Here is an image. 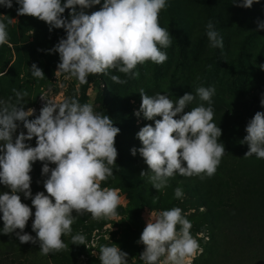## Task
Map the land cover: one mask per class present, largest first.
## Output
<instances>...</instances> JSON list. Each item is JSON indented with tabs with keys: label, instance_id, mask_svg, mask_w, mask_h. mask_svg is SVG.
<instances>
[{
	"label": "clouds",
	"instance_id": "clouds-1",
	"mask_svg": "<svg viewBox=\"0 0 264 264\" xmlns=\"http://www.w3.org/2000/svg\"><path fill=\"white\" fill-rule=\"evenodd\" d=\"M17 16H28L44 22L52 29H63L66 37L51 49L58 53L59 64L55 76L65 80L75 79L79 85L88 83L89 75L106 74L110 70L138 77L133 72L137 65L146 62L163 64L172 38L168 29L159 24V14L167 7L166 0H104L102 7L90 15L85 9L99 5L101 0H15ZM259 0H234V6L251 8ZM0 6L12 8L13 0H0ZM68 11V18L62 14ZM7 25L0 21V45L8 43ZM257 30H264V22H258ZM210 47L222 48L223 39L210 21L206 25ZM264 67V66H262ZM34 77L44 79L36 64L31 66ZM110 79L125 84L119 76ZM63 87V85H61ZM15 102L0 100V185L10 190L0 194V233H15L21 244H39L40 254L60 252L68 247L62 236L70 235L76 217L90 214L95 221L117 218L121 204L120 189L101 187V182L113 177V167L118 156L115 137L119 128L104 113H97L91 103L81 104L77 97H64L61 102L48 101L39 115L29 119L35 109L25 110L23 98L27 92L13 89ZM139 111L154 126L145 125L137 133L142 147L139 151L147 165V176L157 192L168 185L176 174L211 178L225 153L219 137L221 129L213 123L211 98L214 87H198L196 95L185 93L174 103L167 95L149 96L141 89ZM196 97L208 102L185 112ZM264 107V99L261 100ZM159 117V119H155ZM179 117V118H176ZM22 124L26 134L21 131ZM245 156L264 159V112L258 111L248 122ZM35 138L36 146L25 143ZM42 163L41 175L46 176L44 192L32 196L30 185L32 165ZM49 165L55 167L50 168ZM18 193L31 199V207L21 202ZM47 193V195H45ZM183 190H174L176 199L183 198ZM35 238L23 233L32 217ZM75 213V215H73ZM179 226V227H178ZM191 222L179 207L159 213L151 212L143 229L139 244L144 246L139 260L143 264H191L198 253H203L197 239L191 235ZM19 230V232H17ZM202 236L203 233H198ZM109 239V236L107 237ZM86 237L76 234L72 245H85ZM96 255V252L92 253ZM100 264H128V253L112 244L99 248Z\"/></svg>",
	"mask_w": 264,
	"mask_h": 264
},
{
	"label": "rangeland",
	"instance_id": "rangeland-1",
	"mask_svg": "<svg viewBox=\"0 0 264 264\" xmlns=\"http://www.w3.org/2000/svg\"><path fill=\"white\" fill-rule=\"evenodd\" d=\"M103 2L85 9V13L90 15L100 10ZM233 3L234 0H166L167 7L159 14V24L168 29L172 38L171 45L161 49L167 53V60L159 65L151 62L137 65L133 72H138L139 76L135 78L115 70L89 75L88 83L79 85L78 91L75 79L55 76L60 60L58 53L50 50L66 37L65 31L62 28L49 31V26L42 21L17 16L15 0L12 8L0 6V21L7 25L8 32V43L0 45V90L7 92L17 88L27 92L30 106L25 110L35 109L29 119L36 118L48 101L59 103L64 97L75 96L81 104L91 103L95 112L109 116L113 126L120 130L114 144L118 152L114 175L101 182L102 188L120 189L122 199L116 209L117 218L95 221L90 214L76 217L71 234L62 236L68 247L52 256L41 255L39 248L38 262L100 264V246L115 244L128 253V264H143L139 256L144 246L138 241L151 212L159 213L174 207H179L191 222V235L203 248V253H198L191 264H207L205 260L210 257L217 264H233L237 260L238 230L243 218H233L230 227L221 232L216 226V208L206 197L198 195L182 180L168 181L167 187L157 192L147 176L140 177V173H147L148 168L139 151L135 156L131 154L132 149L142 147L137 138L139 130L154 122L145 120L142 113L139 117L134 115L141 104L140 90L149 96L167 95L175 103L185 93L195 96L198 87L215 88L211 98L213 121L221 131L230 133L234 145L239 142L242 150L248 151L247 144L241 143L247 134L245 128L256 112H264L261 107L264 99V30H257L258 22H264V0L254 3L251 8L237 7ZM68 11L66 9L62 14L63 18H68ZM210 21L223 39L222 48L210 47L206 36V25ZM33 64L43 71L44 79L32 75ZM112 75L127 83H114L110 79ZM201 104L209 106L208 102L196 97L185 111ZM21 131L26 134L22 124L14 135ZM258 167L259 170L264 168V159ZM177 187L183 190L182 199L174 196ZM34 212L33 208L29 219L31 226ZM76 234L86 237L85 245L71 244V237ZM4 264L25 263L22 258H10Z\"/></svg>",
	"mask_w": 264,
	"mask_h": 264
},
{
	"label": "trees",
	"instance_id": "trees-1",
	"mask_svg": "<svg viewBox=\"0 0 264 264\" xmlns=\"http://www.w3.org/2000/svg\"><path fill=\"white\" fill-rule=\"evenodd\" d=\"M13 89L22 91L17 88ZM13 89L7 92L0 90V100L8 101L11 97L14 103L16 97ZM23 103L25 108L30 106L27 96L23 98ZM155 119H159V117ZM152 126H154V122ZM13 139H15V135ZM218 142L224 145L225 153L216 173L211 178L201 180L199 177L186 178L176 174L169 181L182 180L184 184L197 191L198 195L206 197L210 205L216 208L214 213L218 217L216 226L221 232L230 227L233 218L235 220L243 218L239 223L237 238L239 257L233 264H264V168L259 170L258 167L262 159H257L255 155L245 156L246 152L242 150L241 144L238 142L234 145V139L230 137V133L224 130ZM25 143L32 147L36 146L34 138ZM42 166L39 161L32 165L30 172L32 196L38 192H44L43 183L46 176L41 175ZM49 167L52 168L51 165ZM5 192L10 194L8 188L0 185V194ZM18 195H20L22 203L31 207L30 198L25 199L23 193H18ZM29 224L28 221L21 234L27 233L35 238L36 234ZM2 228L3 221L0 219V229ZM38 252V243L21 244L15 233L10 235L0 233V264H4L10 258H22L25 264H36L35 261L37 264H41L38 262L40 259ZM52 255L49 253L47 256ZM205 261L207 264H217L213 257Z\"/></svg>",
	"mask_w": 264,
	"mask_h": 264
}]
</instances>
